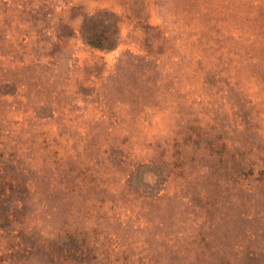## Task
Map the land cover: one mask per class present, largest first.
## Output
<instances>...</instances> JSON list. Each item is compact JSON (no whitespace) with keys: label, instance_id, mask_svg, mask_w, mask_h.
<instances>
[{"label":"rangeland","instance_id":"obj_1","mask_svg":"<svg viewBox=\"0 0 264 264\" xmlns=\"http://www.w3.org/2000/svg\"><path fill=\"white\" fill-rule=\"evenodd\" d=\"M0 264H264V0H0Z\"/></svg>","mask_w":264,"mask_h":264},{"label":"trees","instance_id":"obj_2","mask_svg":"<svg viewBox=\"0 0 264 264\" xmlns=\"http://www.w3.org/2000/svg\"><path fill=\"white\" fill-rule=\"evenodd\" d=\"M100 36L95 33L82 32L83 40L87 46L105 51L110 50V47L105 46L103 41L99 39Z\"/></svg>","mask_w":264,"mask_h":264}]
</instances>
